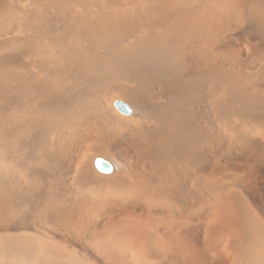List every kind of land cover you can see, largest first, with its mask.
I'll use <instances>...</instances> for the list:
<instances>
[{"label": "bare ground", "instance_id": "bare-ground-1", "mask_svg": "<svg viewBox=\"0 0 264 264\" xmlns=\"http://www.w3.org/2000/svg\"><path fill=\"white\" fill-rule=\"evenodd\" d=\"M119 1L0 0V215L12 226L31 206L84 232L105 213L114 264H264V0H158L171 18L155 0L116 14ZM125 32L133 41L116 45ZM245 116L251 137L236 122ZM78 128L68 153L55 151ZM222 172L237 198L218 197V250L198 248L188 235L206 204L194 200L192 215L188 201L227 188ZM97 191H107L103 207ZM26 253L18 260L65 264L41 243ZM0 258L11 259L8 248Z\"/></svg>", "mask_w": 264, "mask_h": 264}, {"label": "rangeland", "instance_id": "rangeland-1", "mask_svg": "<svg viewBox=\"0 0 264 264\" xmlns=\"http://www.w3.org/2000/svg\"><path fill=\"white\" fill-rule=\"evenodd\" d=\"M19 3V2H18ZM18 3L15 5L17 6ZM145 0H120L116 6L111 9L112 12L119 14H125L127 16H136L140 15V7H145ZM162 4L158 3V0H155L151 5V8L154 11H157L159 14L167 15L168 17H173L171 13L167 11L166 8L161 7ZM157 27V31L159 33L160 27L159 22H154ZM139 28H143V26H139ZM12 37V36H9ZM5 37V38H9ZM207 38V35L203 37V40ZM133 41V37L129 36L127 32L118 36V38L114 41V43L121 47H127L130 42ZM242 49V48H241ZM211 60V51L210 49H206L204 52L203 64L207 66ZM208 73L206 76L208 77ZM167 76H163V80H166ZM210 80H207L206 85L203 84L208 90V93L215 97L216 93L207 85ZM168 92H173L172 89L167 88ZM124 104L126 109L129 111L124 112L118 108V111L122 114H126L129 117L130 112L132 111V106L125 101H119ZM114 106V108H115ZM220 108L224 109V114L226 110L233 111L234 108L231 106H225L223 103H220ZM241 112V108L238 110ZM236 122L246 130L247 137H251L254 133V128L251 125L248 117H242L236 120ZM81 129L78 128L74 132H71L72 135H61V139L55 144V151L68 153V151L78 142V133ZM224 131L226 132V126ZM227 138V136H225ZM59 138L56 135L52 136V140L56 142ZM228 139V138H227ZM225 145H228V142H225ZM96 158V157H94ZM223 173V172H222ZM106 175L107 174H103ZM225 180V185H228L227 188H223V185L218 184L214 190L207 191L201 194H198L194 198L189 199L187 212L195 215L197 209L200 208L194 207L193 201L199 199L201 203L206 204L205 214L202 221L196 220L193 225L197 227L196 231L192 230V232L188 235V243H192L196 245L198 248H210L217 249L219 240V233L213 229V226L217 224L220 216L219 213L216 212L218 206V197L221 193L230 194V181L226 174L223 173L222 179ZM28 186L29 190V182L28 180L24 181ZM38 191H35L36 193ZM97 197L102 201V198L107 196V191H97ZM122 197H127V192H121ZM233 197V196H231ZM237 198V197H233ZM42 204V203H41ZM39 205V210H42V205ZM117 203L113 206L115 207ZM104 203L102 201V207ZM27 213H29V220L25 221H17L15 219V223L12 226H9L7 220L0 215V250L8 248L11 253V259L4 260L0 258V264H27V260H18L20 256H26V250L29 248H36L37 244L41 243L48 247V249H54L60 255L61 258L56 259L54 261H60L65 264H114L115 261L113 257H111V245L108 241V237L110 233L114 232V230L110 229L109 226L105 225V213L102 217L93 216L87 217V229L84 232H75L74 229L70 227V223H63L60 220H51L49 222H43L40 216L32 214V207H26ZM35 209V210H36ZM53 206L47 212L52 216V213H56L57 209ZM196 209V210H195ZM96 211V210H95ZM194 211V212H193ZM258 214L264 212V209L259 208L255 210ZM248 216H252L251 219L256 221L250 212L247 214ZM140 229V228H137ZM264 232V230H263ZM146 242V241H145ZM225 239L222 240V244L224 245ZM146 244L156 248L154 243L146 242ZM218 250V249H217ZM230 250L227 247V251ZM214 251V250H213ZM44 256L48 255V251L46 249L42 250ZM213 254H207L206 257L208 261H214ZM133 260V261H132ZM139 264L134 258L131 256H127L125 259H122L117 264ZM167 259L162 257H154L151 260V264H166ZM144 264H150V261H144ZM172 264H185L183 259L175 260Z\"/></svg>", "mask_w": 264, "mask_h": 264}, {"label": "water", "instance_id": "water-1", "mask_svg": "<svg viewBox=\"0 0 264 264\" xmlns=\"http://www.w3.org/2000/svg\"><path fill=\"white\" fill-rule=\"evenodd\" d=\"M118 105L121 106V107H123V108L125 107L122 103H119ZM125 111H127V109H125ZM99 166H100L102 169H104V170L108 168V165H107L105 162H100V163H99Z\"/></svg>", "mask_w": 264, "mask_h": 264}]
</instances>
